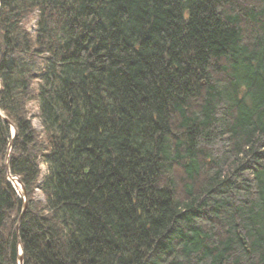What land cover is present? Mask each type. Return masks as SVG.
I'll return each instance as SVG.
<instances>
[{
    "label": "trees",
    "instance_id": "trees-1",
    "mask_svg": "<svg viewBox=\"0 0 264 264\" xmlns=\"http://www.w3.org/2000/svg\"><path fill=\"white\" fill-rule=\"evenodd\" d=\"M0 113V264H264V0H0Z\"/></svg>",
    "mask_w": 264,
    "mask_h": 264
},
{
    "label": "water",
    "instance_id": "water-1",
    "mask_svg": "<svg viewBox=\"0 0 264 264\" xmlns=\"http://www.w3.org/2000/svg\"><path fill=\"white\" fill-rule=\"evenodd\" d=\"M0 119L2 121H4L11 128V140H10V142L8 144V147H7L6 157H5V161H4V168H5V171L7 173L8 181L10 180L11 185H12L15 193L17 194L18 198L22 200L21 210H20L19 215H18V217L16 218V221H15V232L17 233L19 222L22 219V217H23V215L25 213V210H26V205H27V203H26V194H25L24 188L20 184L19 180L16 177L10 176L9 175V171H8V160H9V155H10V151H11L12 142H13V139L15 138V135H16V131H15L14 127L12 126V124L5 118L4 115H2V113H0ZM14 182L19 184L20 191H17L15 189ZM17 246H18V248H17L18 249L17 262H18V264H23L22 250H21L20 242H19L18 239H17Z\"/></svg>",
    "mask_w": 264,
    "mask_h": 264
},
{
    "label": "rangeland",
    "instance_id": "rangeland-1",
    "mask_svg": "<svg viewBox=\"0 0 264 264\" xmlns=\"http://www.w3.org/2000/svg\"><path fill=\"white\" fill-rule=\"evenodd\" d=\"M32 106H33V108H32V113H31V114L36 115L35 106H34V105H32ZM32 123H33V126H34L35 128H37V129L40 128L39 123H38V121H37L36 119H34ZM10 130H11V128H10ZM44 175H45V167L42 166V167H41V178H43ZM8 182L11 184L10 180H9ZM11 186H12V185H11ZM35 196H36V198H37L38 200H41V199H42V196H41V194H40L39 192H36V193H35ZM18 215H19V214H18ZM17 254H18V249H17Z\"/></svg>",
    "mask_w": 264,
    "mask_h": 264
},
{
    "label": "bare ground",
    "instance_id": "bare-ground-1",
    "mask_svg": "<svg viewBox=\"0 0 264 264\" xmlns=\"http://www.w3.org/2000/svg\"><path fill=\"white\" fill-rule=\"evenodd\" d=\"M14 186H15V189H16L17 191H20L19 184H17L16 182H14Z\"/></svg>",
    "mask_w": 264,
    "mask_h": 264
}]
</instances>
